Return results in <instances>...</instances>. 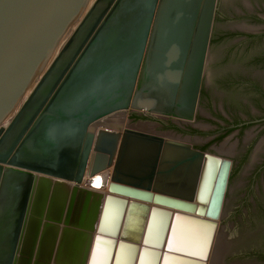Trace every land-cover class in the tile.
I'll use <instances>...</instances> for the list:
<instances>
[{
	"label": "water",
	"instance_id": "95a60500",
	"mask_svg": "<svg viewBox=\"0 0 264 264\" xmlns=\"http://www.w3.org/2000/svg\"><path fill=\"white\" fill-rule=\"evenodd\" d=\"M218 2L0 0V264H92L101 241L106 264L122 247L128 264L145 249L153 264L167 254L206 264L161 243L183 216L209 227L210 247L208 215L222 220L210 264H264L257 180L235 177L228 196L232 162L157 120H196ZM127 111V126L109 121ZM104 171L107 190L82 185ZM156 211L161 241L144 244Z\"/></svg>",
	"mask_w": 264,
	"mask_h": 264
},
{
	"label": "flooded vegetation",
	"instance_id": "af4514ba",
	"mask_svg": "<svg viewBox=\"0 0 264 264\" xmlns=\"http://www.w3.org/2000/svg\"><path fill=\"white\" fill-rule=\"evenodd\" d=\"M157 120L232 162L228 196L235 177L257 180L251 190L264 195V0H219L196 120Z\"/></svg>",
	"mask_w": 264,
	"mask_h": 264
},
{
	"label": "bare ground",
	"instance_id": "6f19581e",
	"mask_svg": "<svg viewBox=\"0 0 264 264\" xmlns=\"http://www.w3.org/2000/svg\"><path fill=\"white\" fill-rule=\"evenodd\" d=\"M126 113L122 112V113L114 114L110 117L109 121H111V123L113 122L114 124L113 123L112 124L115 126L116 124H121V123L125 125L126 121H128L126 117L127 115H125ZM211 168H212L211 165H209V167H207L205 171V175L207 178L206 177L204 178L197 197L200 200H203L206 197L205 196L206 193L208 192L207 181L209 180L208 176L210 174ZM107 178L109 180V172L104 171L96 174L91 178H87L82 185L88 184L93 189L107 190V185H106ZM220 189L222 188L220 187ZM221 191L222 190H220V192ZM139 200L145 202L144 199H139ZM216 205L217 204L214 203L212 206L214 210L216 208ZM116 206L117 205H113L111 211L109 210L108 214L104 218L103 228L106 232L114 231L113 230L115 227L114 224L116 223L115 216L117 215ZM158 206L162 208H168L165 205H158ZM183 213H187V212L184 211ZM214 216L215 215H208L207 217V219L218 222V225L214 231V238L210 244V247L208 244L209 232H210L209 227H207L206 225L204 226L202 224L195 223L193 220L187 219L183 216H180L176 219L174 228H172V230L170 231V235L169 232H167L165 239L162 240L161 246L163 245L164 248L166 246H169V248L174 249V251L176 252L177 251L188 252L193 254L194 256L204 255L207 257L206 259L204 258V260H206V264H210L221 224V219L220 218L216 219V217ZM163 219H164L163 214L158 213L157 211L154 212V215L152 216L150 228L147 234L148 239L145 240L144 244H150V245L159 244L162 238L161 227H162ZM140 220H141V214L131 218V224L133 228H131L132 231H130L129 229L130 235L127 236L126 240L133 241V239H135L134 237L137 235V228L139 226ZM207 247L209 248V250ZM107 249H108V243L106 241L99 242V244L96 247L92 264H106V260L108 256ZM206 249L208 252L204 254V251ZM128 251H129L128 247L121 248L117 264H128L129 255H130ZM153 261H154V254L150 252L149 249H145L142 251L138 264H153ZM163 264H196V263L189 262L184 259H180L172 254H167L165 255Z\"/></svg>",
	"mask_w": 264,
	"mask_h": 264
},
{
	"label": "crops",
	"instance_id": "0c3cea01",
	"mask_svg": "<svg viewBox=\"0 0 264 264\" xmlns=\"http://www.w3.org/2000/svg\"><path fill=\"white\" fill-rule=\"evenodd\" d=\"M113 123V122H112ZM114 124V123H113ZM38 251V250H37ZM22 257H26V255H23ZM35 258H37V260H40V253H36V255H35ZM34 258V259H35Z\"/></svg>",
	"mask_w": 264,
	"mask_h": 264
},
{
	"label": "rangeland",
	"instance_id": "374dc122",
	"mask_svg": "<svg viewBox=\"0 0 264 264\" xmlns=\"http://www.w3.org/2000/svg\"><path fill=\"white\" fill-rule=\"evenodd\" d=\"M125 113H126V112H125ZM129 113H130V111H127V113L125 114V115H127V116H126L127 119L129 118ZM127 123H128V121H126L125 125H127ZM221 222H222V220H221ZM220 226H221V224H220Z\"/></svg>",
	"mask_w": 264,
	"mask_h": 264
},
{
	"label": "snow or ice",
	"instance_id": "6c2138e0",
	"mask_svg": "<svg viewBox=\"0 0 264 264\" xmlns=\"http://www.w3.org/2000/svg\"><path fill=\"white\" fill-rule=\"evenodd\" d=\"M204 258L206 259L207 257L205 256Z\"/></svg>",
	"mask_w": 264,
	"mask_h": 264
}]
</instances>
